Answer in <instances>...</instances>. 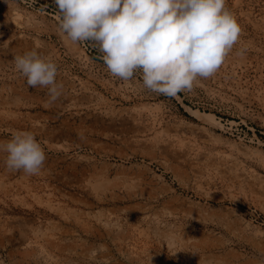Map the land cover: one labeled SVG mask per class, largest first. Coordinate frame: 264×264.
Returning a JSON list of instances; mask_svg holds the SVG:
<instances>
[{
    "label": "rangeland",
    "instance_id": "obj_1",
    "mask_svg": "<svg viewBox=\"0 0 264 264\" xmlns=\"http://www.w3.org/2000/svg\"><path fill=\"white\" fill-rule=\"evenodd\" d=\"M225 6L238 43L171 96L62 35L55 0H0V143L28 131L46 156L29 176L0 152V264H264V0ZM33 49L63 84L50 106L12 62Z\"/></svg>",
    "mask_w": 264,
    "mask_h": 264
},
{
    "label": "clouds",
    "instance_id": "obj_2",
    "mask_svg": "<svg viewBox=\"0 0 264 264\" xmlns=\"http://www.w3.org/2000/svg\"><path fill=\"white\" fill-rule=\"evenodd\" d=\"M58 26L72 43L92 42L112 76L139 71L145 89L174 96L212 77L238 43L241 28L226 0H55ZM31 88H47L46 105L62 95L57 65L33 49L14 55ZM9 171L38 175L46 159L35 136L17 132L0 143Z\"/></svg>",
    "mask_w": 264,
    "mask_h": 264
},
{
    "label": "bare ground",
    "instance_id": "obj_3",
    "mask_svg": "<svg viewBox=\"0 0 264 264\" xmlns=\"http://www.w3.org/2000/svg\"><path fill=\"white\" fill-rule=\"evenodd\" d=\"M86 96H88V95H86ZM196 113H197L198 116H201V117H206V115H208V114L200 113V112H196ZM9 115H10V114H9ZM177 150H178V149H177ZM167 151H168V150H167ZM186 152H187V151H186ZM177 153L179 154L180 151H178ZM183 153H184V152H183ZM168 154H170V153L168 152ZM176 156H177V155H176ZM178 156H180V155H178ZM182 156H183V155H182ZM174 157H175V155H174ZM179 158H180V157H179ZM183 159L185 160V158H183ZM186 159H187V158H186ZM190 159H191V158H190ZM195 159H196V158H195ZM197 159H198V158H197ZM188 160H189V158H188ZM188 160H187V161H188ZM178 163H179V162H178ZM182 163H183V162H182ZM184 165H185V164H184ZM196 166H197V165H196ZM196 166H194V167H196ZM175 167H176L175 169L178 168L177 166H175ZM194 167H192V168L195 169ZM183 168H184V167H183ZM199 168H200V167H199ZM179 169L181 170L180 167H179ZM196 170H197V168H196ZM184 171H185V170H184ZM179 172H180V171H179ZM181 173H182V172H181ZM185 173H187V172L185 171ZM94 191H95V190H94ZM82 199H84V198H82ZM75 200H77V199H75ZM79 202H80V201H79ZM91 202H92V201H91ZM80 203H81V202H80ZM85 203H86V201H85ZM87 203H88V201H87ZM94 203H95V202H94ZM50 205H51V208H52V209L57 210V211H62V210L65 208V206H62V205H60V204H58V205L50 204ZM85 205H86V204H85ZM89 205H90V204H89ZM91 205H93V204H91ZM80 207H81V206H80ZM67 208H68V207H67ZM67 208H66V209H67ZM66 209H65V210H66ZM76 210H77V209H76ZM136 218H137V217H136ZM139 219H140V218H138V220H139ZM136 220H137V219H136ZM155 220H156V219H155ZM153 221H154V220H153ZM138 223H140V222H138ZM138 223H137V224H138ZM146 223H147V221H146ZM135 224H136V223H135ZM151 224H153V223H151ZM156 224H157V223H156ZM157 225H159V224H157ZM157 225H156V227H157ZM161 225H162V224H161ZM148 226H149V225H148ZM148 226H147V227H148ZM163 226H164V225H163ZM156 227L154 226L155 229H154L153 227H152V229H154V231H155L156 229L158 230L159 228H158V227L156 228ZM168 227H169V226H168ZM148 228H149V227H148ZM148 228H147V229H148ZM150 228H151V225H150ZM89 229H90V228H88V230H89ZM147 229H146V230H147ZM164 229H165V228H164ZM170 229H171V227H170ZM149 230H150V229H149ZM159 231H161L162 233L164 232L162 229H160ZM167 231H168V232H171L172 229H171L170 231H169V230H167ZM133 232H134V231H133ZM152 232H153V231H152ZM140 233H141V232H140ZM142 233H143V232H142ZM157 233H158V232H157ZM159 233H160V232H159ZM172 233L174 234V232H171V233H169V234L166 233V234H168V235L165 234L164 236H170ZM160 234H161V233H160ZM39 235H40V234H39ZM42 235H44V234H42ZM155 235H156V233H155ZM174 235H175V234H174ZM97 236H98V235H97ZM164 236H163V237H164ZM141 237H143V236H141ZM151 237H152V236H151ZM158 237H159V236H158ZM171 237H174V236H171ZM175 237H176V235H175ZM47 238H48V237H47ZM53 238H55V237H53ZM61 238H62V237H61ZM61 238H60V239H61ZM161 238H162V236H161ZM165 238H166V237H165ZM167 238H168V237H167ZM176 238H177V237H176ZM176 238H175V239H176ZM48 239H49V238H48ZM127 239H128V238H127ZM170 239H171V238H170ZM177 239H178V238H177ZM30 240H31V239H30ZM57 240H58V239H57ZM129 240H130V239H129ZM155 240H156V239H155ZM186 240H187V239H186ZM186 240H185V241L183 240V245H186V244H187L188 241H186ZM62 241H63V240L61 239L60 242H62ZM132 241H133V240H132ZM147 241H148V240H147ZM164 241H165V240H164ZM171 241H174V239H171ZM40 242H41V241H40ZM60 242L58 243L57 241L55 242V241H53V240H51V241L48 240V242H45L44 245L47 246V247L52 248V247L56 246L57 244H59V246L61 247V244H62V243L60 244ZM159 242H160V241H159ZM167 242H168V240H167ZM29 243H30V242H29ZM130 243H131V242H130ZM185 243H186V244H185ZM126 244H127V242H126ZM136 244H138V243H136ZM162 244H163V243H162ZM177 244H179V243H177ZM177 244H176V245H177ZM121 245H122V244H121ZM130 245L132 246V244H130ZM171 245H172V244H171ZM173 245H174V244H173ZM173 245H172V246H173ZM188 245H189V244H188ZM59 246H58V247H59ZM134 246H135V245H134ZM138 246H139V245H138ZM169 246H170V244H169ZM60 247H59V248H60ZM83 247H84V246H83ZM126 247H127V246H126ZM128 247H129V246H128ZM119 248H120V247H119ZM133 248H134V247H133ZM175 248H176V247H175ZM187 248H188V247H187ZM82 249H83V248H82ZM176 249H177V248H176ZM62 250H63V249H62ZM73 250H74V249H73ZM84 250H85V249H83V251H84ZM120 250H121V248H120ZM124 250H125V249H124ZM70 251H71V250H70ZM80 251H81V250H80ZM127 251H128V250H127ZM174 251H175V250H174ZM177 251H178V249H177ZM177 251H176V252H177ZM74 252H75V251H74ZM129 252H130V251H129ZM177 254H178V253H177ZM91 256H92V255H91ZM109 258H110V257H109ZM106 260H108V259H106ZM121 262H122V261H121ZM121 262H119V263H121ZM88 263H89V262H88ZM110 263H111V262H110ZM114 263H115V262H114ZM90 264H91V263H90ZM112 264H113V262H112ZM123 264H124V263H123Z\"/></svg>",
    "mask_w": 264,
    "mask_h": 264
}]
</instances>
